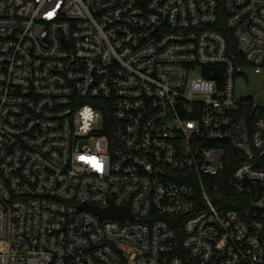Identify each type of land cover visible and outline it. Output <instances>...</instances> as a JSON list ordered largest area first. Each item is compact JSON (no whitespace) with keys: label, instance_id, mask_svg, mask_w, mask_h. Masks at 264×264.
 Listing matches in <instances>:
<instances>
[{"label":"built area","instance_id":"obj_1","mask_svg":"<svg viewBox=\"0 0 264 264\" xmlns=\"http://www.w3.org/2000/svg\"><path fill=\"white\" fill-rule=\"evenodd\" d=\"M246 67L264 0H0V264H264Z\"/></svg>","mask_w":264,"mask_h":264},{"label":"rangeland","instance_id":"obj_2","mask_svg":"<svg viewBox=\"0 0 264 264\" xmlns=\"http://www.w3.org/2000/svg\"><path fill=\"white\" fill-rule=\"evenodd\" d=\"M236 98H250L256 104H264V70L255 74L249 67L236 78Z\"/></svg>","mask_w":264,"mask_h":264},{"label":"water","instance_id":"obj_3","mask_svg":"<svg viewBox=\"0 0 264 264\" xmlns=\"http://www.w3.org/2000/svg\"><path fill=\"white\" fill-rule=\"evenodd\" d=\"M214 78H218L219 75L217 73L214 74ZM81 207L86 208L93 213H96L102 218H125L130 217V214L126 207H115L112 202H110V206L107 209H99L97 207H90L88 205H82Z\"/></svg>","mask_w":264,"mask_h":264},{"label":"trees","instance_id":"obj_4","mask_svg":"<svg viewBox=\"0 0 264 264\" xmlns=\"http://www.w3.org/2000/svg\"><path fill=\"white\" fill-rule=\"evenodd\" d=\"M204 75H205V77H209V74L208 75L204 74ZM256 114L264 119V107L259 108L256 111Z\"/></svg>","mask_w":264,"mask_h":264}]
</instances>
